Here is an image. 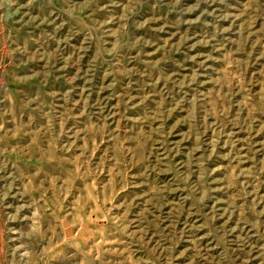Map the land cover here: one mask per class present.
Wrapping results in <instances>:
<instances>
[{
	"label": "rangeland",
	"instance_id": "1",
	"mask_svg": "<svg viewBox=\"0 0 264 264\" xmlns=\"http://www.w3.org/2000/svg\"><path fill=\"white\" fill-rule=\"evenodd\" d=\"M0 264H264V0H0Z\"/></svg>",
	"mask_w": 264,
	"mask_h": 264
}]
</instances>
